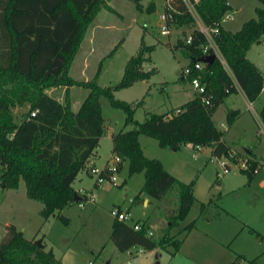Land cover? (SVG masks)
Here are the masks:
<instances>
[{"label": "trees", "instance_id": "16d2710c", "mask_svg": "<svg viewBox=\"0 0 264 264\" xmlns=\"http://www.w3.org/2000/svg\"><path fill=\"white\" fill-rule=\"evenodd\" d=\"M109 0H0V185L15 188L23 178L28 197L42 203L40 215L46 219L75 201L77 191L72 185L78 171L86 164L104 130V117L99 101L100 94L126 111L125 125L112 135V154L128 161V174L143 171L141 190L161 199L174 186L178 187L177 202L167 210L164 232L156 237L147 233V226L135 229L129 223L114 217L110 238L122 251L138 244L150 249L180 240L167 236L170 227L184 218L195 199L192 181L184 182L165 169L161 161L144 154L138 140L140 133L156 137L160 145L174 148L182 144L209 145L216 156H235L223 140V131L217 128L212 113L230 93L242 89L249 101L254 100L263 88L262 70L247 56L253 43L264 40L263 6L256 7V16L245 20L237 30L226 29L221 20L232 9L229 0H192L208 26H218L215 39L224 54L231 74L215 58L202 70H193L189 77L201 74L211 93L210 105L194 96L168 112H150L142 121L134 118L136 105L113 96V89L130 84L136 79L148 78L154 68L144 70L143 61L155 44L141 40L140 48L127 60L122 77L114 85L100 86L96 75L103 66L100 59L96 73L90 79H78L70 74V66L80 44L97 13L102 7L115 11ZM135 7L152 12L155 4L145 7L141 0H132ZM174 10L172 22L191 26L192 15L183 0H167ZM189 43L178 38L177 45L190 63L202 55L201 45L206 41L198 28L189 31ZM186 34V33H184ZM120 41L108 53L111 55ZM56 86L65 87L63 101L47 92ZM88 89L77 110L71 107L69 88ZM28 104L21 120L16 121V106ZM34 110V114L31 111ZM237 109L227 112L230 123ZM264 126V101L258 111ZM236 161V160H235ZM241 166L249 177L260 164L255 158H246ZM94 184L97 185L96 182ZM193 220L184 226L190 229ZM235 261L232 262V264ZM0 264H64L52 248L39 246L28 238L14 223L5 225L0 238Z\"/></svg>", "mask_w": 264, "mask_h": 264}, {"label": "rangeland", "instance_id": "374dc122", "mask_svg": "<svg viewBox=\"0 0 264 264\" xmlns=\"http://www.w3.org/2000/svg\"><path fill=\"white\" fill-rule=\"evenodd\" d=\"M150 1L156 5L152 12L138 10L132 0H109L108 4L115 11L105 7L99 10L70 66L73 77L90 79L94 77L100 59L104 58L96 81L100 86L114 85L122 77L129 57L138 52L141 40L146 44H155L151 51L145 53L148 58L141 65L144 70L154 68V72L148 78L136 79L126 86L113 89L115 98L136 105L134 118L138 121L144 120L150 112L170 110L193 95L189 79L179 74L190 59L182 53L177 39H183L184 33L187 34L198 23L194 21L191 26L183 27L170 22L169 33L163 34L161 26L164 20L161 14L165 0H141V3L146 6ZM232 4L233 8L228 13L231 17L227 15L223 24L234 30L243 21L256 16L257 6H263L260 0H232ZM119 41L113 53L108 55ZM248 51L264 72V40L253 43ZM47 92L63 101L65 87H51ZM87 92L88 89L81 86L69 88L71 107L77 109ZM263 99L264 87L251 101L250 108L240 93L232 92L228 100L220 102L213 112L215 125L223 131L233 150L245 152L251 149L260 158V164L250 179L241 170V166H246V158L239 153L231 152L235 161L231 156L214 155L209 145H201V149L195 151L196 145L174 148L160 145L159 140L151 135H138L144 154L159 159L163 167L178 179L192 181L195 199L185 217L174 223L169 232L181 240L185 234L184 225L196 216L197 225H204L205 217L198 216L200 203L212 197L229 211L221 217L225 226L229 225L230 228L229 247H236L249 258L256 257L255 263L242 260L240 264H264V128L257 117ZM99 101L104 130L94 149L93 161L86 163L73 180L77 189L92 188L94 197L82 196L83 200L73 201L44 221L36 210L41 203L36 200L26 203L24 199L27 195L23 178L13 189L0 185V233L5 232L7 223H18L25 227L26 236H34L35 240L42 239L48 246L51 245L64 264H124L129 261L133 264H202L197 261L199 256L195 257V250L201 246L204 236L200 229L189 233L185 242L177 248L173 243L167 248L156 246L150 249L134 244L122 251L110 238L113 208L129 211L133 221H136L154 216L159 200L140 191L144 172L128 174L127 160H123L121 169L114 174V181L104 177L102 182L94 185L97 175L91 172V166L101 168L107 159L113 158L110 151L111 134L132 127V124L124 123L126 111L123 107L114 104L105 94H100ZM27 108L28 104L13 108L16 121L21 120ZM233 109H237L238 114L228 123L227 112ZM222 161L230 164L227 172L223 171ZM177 193L178 187L174 186L162 198L156 237L164 232L167 222L165 214L175 207ZM167 236H170L169 233ZM170 238L173 239V236ZM180 247L182 254L176 257L175 251Z\"/></svg>", "mask_w": 264, "mask_h": 264}, {"label": "crops", "instance_id": "0c3cea01", "mask_svg": "<svg viewBox=\"0 0 264 264\" xmlns=\"http://www.w3.org/2000/svg\"><path fill=\"white\" fill-rule=\"evenodd\" d=\"M229 2H230L231 6L233 8L232 0H229ZM230 10H228L224 14V16H223V18L221 20V24H222V26L224 28L230 29V30H233L234 31V29L225 27L224 24H223V20L228 15V13L230 12ZM228 16L231 17V15H228ZM235 30H237V29H235ZM262 41H260V42H262ZM260 42H258V43H260ZM247 56L249 57V59H251L255 63V61L249 55V51L247 52ZM255 64L259 67V65L257 63H255ZM179 74H181V72H179ZM73 87L74 86H71L70 89H72ZM263 87H264V82H263ZM237 92L240 93L245 98V100H247L248 107L250 108L251 107V101H249L246 98V96H245L244 92L242 91V89H238L237 91H235L233 93H237ZM85 96H86V94L84 95V97ZM194 96H195V93H194V90H193V95H191L189 97V99L193 98ZM229 96H230V94L228 96H226L222 102H224V101L226 102L228 100V97ZM189 99H187V100H189ZM187 100H185V101H187ZM263 101H264V99H263ZM263 101L261 102V105H262ZM184 102H182V103H184ZM182 103H180L179 105L175 106L174 108H172L170 110L163 111V112L171 113L172 110H174L175 108H177L178 106H180ZM80 104H79V106H80ZM261 105H260V107H261ZM260 107H259V109H260ZM230 108H232V107H230ZM77 109H74V110H77ZM153 112H155V111H153ZM211 116H212V119H213V113H212ZM257 117L259 119V116L258 115H257ZM213 121H214V119H213ZM259 121H260V119H259ZM260 123H261V121H260ZM220 125H223V123L220 122ZM261 125L263 126L262 123H261ZM217 128H219V127L217 126ZM263 128H264V126H263ZM112 135L113 134H111V140H112ZM222 138L230 146V144L226 141L224 135L222 136ZM186 144H190V143H186ZM186 144H182L181 146L186 145ZM111 148H112V143H111ZM111 148H110V151H111ZM200 149H201V145H200ZM194 150L196 151L197 149L194 148ZM211 150H212V148H211ZM230 150H231L232 153H239V154L245 156V158H255V159H257V160L260 161V158H258L257 155H256V153L252 152L251 149H247L245 152H238V151L233 150L232 147L230 146ZM111 154H112V151H111ZM94 155H95V151L93 150V152L90 155V157L86 160V163H91L93 161ZM72 185H73V182H72ZM94 185H96V184H94ZM73 187L77 191V199H75V200H83V197L82 196H87V195H84L83 194L84 191H89L93 195L92 197H94V194L92 192V188L90 190H88V189H84L82 187L77 189L74 185H73ZM9 189H13V188H9ZM140 191H143V190H141V188H140ZM25 195H27L26 194V187H25ZM148 195H150V194H148ZM24 199H25L26 203L27 202L32 203V200H35V199H32V198H30L28 196H27V198L25 197ZM158 200H159V202L156 205L157 212H156V214L154 216L148 217L146 219L136 220L137 222H144L146 224V226H147V233L148 234H153L154 236H156L155 231H156V228H157V225H158V221H159L158 219H161L159 217L160 216L159 212L161 213V211H160L161 210L160 203L162 201V198L161 199H158ZM36 201H38V200H36ZM143 201L146 202L147 200L144 198ZM72 203H70L69 205H71ZM69 205H67L65 207H68ZM41 207H42V203H41L39 209H38V206H37L36 210L39 212V210H40ZM119 209L122 210L121 208H119ZM199 209L200 210H199L198 216L205 217V219H204L205 220V224L204 225L203 224H200V226L197 225V216L194 217L192 219L193 220L192 227L190 229H185L184 228L185 234H184V236L180 240V243L182 245L185 242V239L187 238V236H188L189 233H191L195 229H200V231L204 234V236H203V240H202L201 246L198 249L195 250V257H198L199 256V258L197 259V261L201 262L202 264H225V263L232 264L233 261H235L233 264H239L242 260H245V261L251 262V263H255L256 257L249 258L244 253H242V251L238 250L236 247H233L234 249L229 247L230 241H228L229 240V237H228L229 234L228 233H230V231H229L230 228H229V225L228 224H227L228 226H225L224 220H222L223 218L221 219V217H224L223 215L229 213V211L227 210V208H225L223 206H220V204L218 203V201L216 199H213L212 197H209L208 200H201L200 208ZM60 210H58V211H60ZM48 218H46V219L43 218V220L45 221ZM192 220H190L189 222H191ZM132 222H134V221H133V218L131 217V220H129L127 223H129L130 225H132ZM9 223H11V222H9ZM12 223H14V222H12ZM188 223H186V224H188ZM14 224L16 225L17 228L21 229L23 231L24 235H25V227L22 226V225H18V223H14ZM111 225H112V222H111ZM149 232H151V233H149ZM3 233L4 232H1L0 235L3 234ZM169 235L170 236H173V238H175V235L171 234L170 232H169ZM26 237H28V236H26ZM28 238L35 239L34 236L33 237H28ZM41 242H42L43 247L45 249L52 248L51 245L48 246L46 243H44V241L42 239H41ZM169 244L170 243H167L166 245H163V247L167 248V246ZM190 252L192 254V251H190ZM175 253H176V257L181 256V254H182L181 247H180V249H178L177 251H175ZM57 258L60 260L59 257H57ZM87 264H90V263L88 262Z\"/></svg>", "mask_w": 264, "mask_h": 264}, {"label": "built area", "instance_id": "2783aa9c", "mask_svg": "<svg viewBox=\"0 0 264 264\" xmlns=\"http://www.w3.org/2000/svg\"><path fill=\"white\" fill-rule=\"evenodd\" d=\"M183 1L186 5V10L193 17V22L197 21L198 23L195 28H198L199 30H201L206 37V41L201 45L202 55L211 54V53L214 54V57L217 58L222 63L224 68L228 70V72L231 74V70L228 66L226 58L224 54L222 53L215 39L216 35L218 34V26L217 25L216 26L206 25L204 21L201 19V17L199 16L194 6L193 1L192 0H183ZM169 8H170L169 3L167 2V0H165L164 11L161 14V18L164 20V23L161 26V33L163 34L169 33L170 29L168 25L170 22H172V19H173L174 10L169 9ZM191 38L192 36L190 32H188L187 34H185L183 39L185 40V42L189 43L191 41ZM206 63L207 62H204L198 58L194 60L193 63L187 64L180 72L183 76L189 79L190 85L192 89L194 90L195 95L198 96V98L203 102V104L210 105L211 93L206 83L202 81L201 74L197 73L196 75L189 77L193 70H198V71L202 70V68L204 67ZM238 89H241V88L238 87ZM34 113H35L34 110L31 111V114H34ZM195 148L199 150L200 145H196ZM112 155H113L112 160L107 159L106 164L103 167L99 168L94 165L91 166L90 168L91 172L97 175L96 180H95L97 184L102 182L104 177H107L108 179H111L112 181L115 180L114 174L120 170L119 164L121 162V157L118 154H112ZM194 155H196V153ZM221 164L223 167V171L227 172L230 167V164L226 161H222ZM83 194L91 196V197L93 196L89 191H84ZM111 213L113 214L114 217H116L119 220H123L125 222H128L129 220H131V215L126 210H120L119 208L116 207L111 210ZM141 224H142L141 222H137V221L132 222V226L135 229H140ZM124 264H133V263L129 261Z\"/></svg>", "mask_w": 264, "mask_h": 264}, {"label": "water", "instance_id": "95a60500", "mask_svg": "<svg viewBox=\"0 0 264 264\" xmlns=\"http://www.w3.org/2000/svg\"><path fill=\"white\" fill-rule=\"evenodd\" d=\"M214 54H204V55H201L199 57L200 60L204 61V62H211L212 60H214ZM75 199H77V194H75L74 196ZM36 242L39 246H43L42 242H41V239H36ZM158 264V262L156 263Z\"/></svg>", "mask_w": 264, "mask_h": 264}]
</instances>
